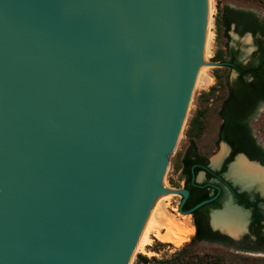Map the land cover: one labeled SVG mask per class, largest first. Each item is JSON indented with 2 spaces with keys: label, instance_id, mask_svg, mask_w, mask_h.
Wrapping results in <instances>:
<instances>
[{
  "label": "water",
  "instance_id": "1",
  "mask_svg": "<svg viewBox=\"0 0 264 264\" xmlns=\"http://www.w3.org/2000/svg\"><path fill=\"white\" fill-rule=\"evenodd\" d=\"M205 46L206 0H0V264L126 262Z\"/></svg>",
  "mask_w": 264,
  "mask_h": 264
},
{
  "label": "trees",
  "instance_id": "2",
  "mask_svg": "<svg viewBox=\"0 0 264 264\" xmlns=\"http://www.w3.org/2000/svg\"><path fill=\"white\" fill-rule=\"evenodd\" d=\"M264 5V0H252ZM216 12L213 16L214 34L217 41L220 37L228 38L232 30L238 36L249 33L254 45L250 59L246 63L238 61L234 52L224 44V49L214 51L212 60L218 65L228 67L236 72L232 82L226 81V94L217 110L220 122L217 127L215 143L223 141L230 147V157L243 153L249 160H259L264 163V148L259 145L251 133L249 119L258 106L264 102V18L248 7H236L217 1ZM226 56V59L223 56ZM256 59L255 62H252ZM216 86H210L212 93ZM200 112L193 115L186 134L195 137L201 130ZM190 147L195 143L189 140ZM217 243H226L221 246ZM218 245L224 248H214ZM227 245V246H226ZM211 247V248H210ZM264 252V237L256 236L252 245L235 246L224 236L201 228L195 224V230L178 249L167 258H147L142 254L136 255L137 264H250L246 256L239 252Z\"/></svg>",
  "mask_w": 264,
  "mask_h": 264
},
{
  "label": "flooded vegetation",
  "instance_id": "3",
  "mask_svg": "<svg viewBox=\"0 0 264 264\" xmlns=\"http://www.w3.org/2000/svg\"><path fill=\"white\" fill-rule=\"evenodd\" d=\"M214 144H217L215 140ZM224 144L227 147L225 154L219 159L218 155L209 159L206 152L200 151L196 145L191 148L188 141L173 164L176 186L168 189L177 198L174 199L175 208L170 209H176V214L187 216V223L193 228V232L195 224H199L201 228L231 240L235 246L252 245L257 235L264 237V192L256 184L244 186L233 179L229 168L237 153L230 157V147ZM251 161L264 164L257 159ZM200 202L203 203L196 206ZM230 209L238 210L245 216L244 225L236 235L228 232L226 227ZM216 244L225 246L226 243Z\"/></svg>",
  "mask_w": 264,
  "mask_h": 264
},
{
  "label": "rangeland",
  "instance_id": "4",
  "mask_svg": "<svg viewBox=\"0 0 264 264\" xmlns=\"http://www.w3.org/2000/svg\"><path fill=\"white\" fill-rule=\"evenodd\" d=\"M217 1L220 3V5L222 3H227L236 7H248L255 11L259 17L264 18V5L252 0H211V31L208 41V47L206 50V57L202 62L203 64L206 63V66H204L205 68H203L204 70L202 73L203 75L209 77V81L206 84L199 83L194 88L188 115L184 119V122L180 129L181 137L179 140L177 151L175 155L166 163V169L168 173L162 178L168 188L176 186V172L174 171L173 164H175V158L185 147L189 140H192L200 151L206 152L209 159L215 157V155H218L221 151L222 146L225 145L222 142L214 144L217 127L220 122V119L217 115V110L221 100L226 94V81L232 82L236 76V72L222 65H212L211 63L215 62L211 59L214 51L218 48L225 50L224 44L226 42V45L234 52L236 59L242 63H246L250 59V53L254 49L251 37L247 36V34L238 36L232 30L228 31V38L220 37L217 41L215 40L213 16L216 12L215 5ZM250 48H252V51L246 52ZM223 58L226 59V56L224 55ZM255 61L256 59L252 60V62ZM213 85L216 86V89L212 93H209L208 90L210 86ZM198 111L200 112L199 119L201 121L202 127L197 136L191 137L186 134L188 122L193 115L197 114ZM248 123L255 141L264 148V102L258 106L254 114L249 119ZM170 184H173V186H170ZM163 188H165L164 185ZM169 192V196L164 198L163 201L165 204H167L166 209L170 214H173L177 218L182 227H185L188 225V217L181 216V214L179 213L176 214V209H170V207L175 208L174 199H176L177 197L172 195L173 191L169 190ZM192 234L193 231L191 234H188L187 239L181 242L179 245H175L172 242H168L165 240H160L155 236H150V243L146 246V251L134 254L131 264H137V254H142L147 258H167L174 250L178 249L185 242H187ZM212 246L214 248L224 250V248H222L221 246ZM239 253L243 256H246L245 261L250 264H264V252L243 251Z\"/></svg>",
  "mask_w": 264,
  "mask_h": 264
},
{
  "label": "bare ground",
  "instance_id": "5",
  "mask_svg": "<svg viewBox=\"0 0 264 264\" xmlns=\"http://www.w3.org/2000/svg\"><path fill=\"white\" fill-rule=\"evenodd\" d=\"M210 2L211 0H206V46L202 62L203 60H205L206 57V50L208 47V41L211 31L210 29L212 24ZM202 62L200 65L195 86H197L199 83L206 84L209 81V77L203 75L202 73L204 70L203 68H205L204 66H206V63L203 64ZM184 119L185 118L180 120V129L182 127ZM226 151L227 147L226 145H223L217 158L219 159L221 156H223ZM217 158L215 160L216 162L218 161ZM166 165L167 164H165V166ZM229 174L233 177L234 180L241 182L242 185L253 186V184H256L264 192V165L258 166L253 162L247 161L243 156L237 155L234 162L230 164ZM163 185L165 186L164 192L167 195L154 203L145 228L143 230L142 236L140 238V241L124 264H131L134 254L146 251V246L150 243V236H155L160 240H165L168 242H172L175 245H179L181 242L185 241L187 239V235L191 234L193 231V228L190 227L189 224L185 227H182L177 218L167 211V204H165L163 201L164 198L169 196L170 189H168L167 185L162 179V188ZM228 217L229 222L227 224L228 226H226L227 231L231 232V234L236 235V233L240 231L242 225H244L245 216L238 210L230 209V214Z\"/></svg>",
  "mask_w": 264,
  "mask_h": 264
}]
</instances>
